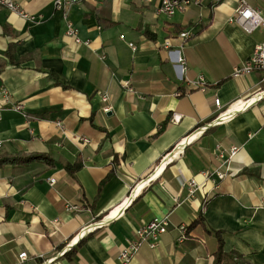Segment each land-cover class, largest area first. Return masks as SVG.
<instances>
[{
	"label": "crops",
	"instance_id": "crops-1",
	"mask_svg": "<svg viewBox=\"0 0 264 264\" xmlns=\"http://www.w3.org/2000/svg\"><path fill=\"white\" fill-rule=\"evenodd\" d=\"M11 1L35 21L0 6V90L8 94L0 96V157L44 158L0 167V264H119L135 230L166 216L157 248L142 247L129 264H213L214 232L237 262L264 264V82L260 72L230 76L264 42V29L245 34L228 23L238 0L191 5L172 18L156 15L159 0L82 2L66 19L55 0ZM246 2L264 11V0ZM69 24L86 45L66 37ZM181 32L189 33L184 71L162 48L165 40L177 48ZM199 78L205 92L187 85ZM215 99L221 111L252 104L215 125ZM216 146L238 149L221 181ZM191 180L197 190L188 197ZM131 192L120 217L97 227ZM198 217L178 242V227ZM69 242L73 250L58 256Z\"/></svg>",
	"mask_w": 264,
	"mask_h": 264
},
{
	"label": "built area",
	"instance_id": "built-area-1",
	"mask_svg": "<svg viewBox=\"0 0 264 264\" xmlns=\"http://www.w3.org/2000/svg\"><path fill=\"white\" fill-rule=\"evenodd\" d=\"M105 0H55L53 3V7L55 11L61 12L64 19L67 18L69 10L82 2H99ZM126 1V0H121ZM223 0H159V6L156 10V15H162L167 18H172L176 14L185 11L191 5H200L202 3H209L211 6L218 5L222 3ZM0 6L6 8L12 13H15L23 20L34 23L35 19L28 16L23 10L13 3L11 0H0ZM228 23L234 24L238 26L245 34H252L256 30L264 29V11L256 10L251 8L246 0H238V6L235 10L234 16L228 20ZM65 35L67 38L71 39L76 45H86V42H83L78 33L73 27L69 24L67 26ZM189 37L188 32H181L178 34V38L181 39V43L177 46V48H173L170 40H165L162 48L166 51L169 62L174 66L184 71L185 68V60L182 56V51L187 45V39ZM129 47L133 48L132 44H129ZM134 49V48H133ZM254 72H260L262 74V81L264 82V42L255 46L253 53L251 56L243 61L238 66L234 67L231 72V78L238 79L244 76H248ZM187 85L191 89L200 90L201 92H205L206 84L203 78H199L196 81H188ZM123 88L130 93H134L133 89L130 86L129 82H123ZM262 97L264 98V90L261 92ZM0 96L4 99H7L8 94L4 89L0 90ZM103 101L108 100V96L101 95ZM214 104L216 107L217 116L215 117L213 123L215 125L220 124L230 118L233 113L236 111H244L248 109L252 102L249 100L245 101L242 104H230V106L224 110H222L221 102L219 99L214 100ZM235 106V107H234ZM14 111H20V107L16 106L13 108ZM108 109H104L106 112ZM179 117L174 116L172 118V123H178ZM56 128L59 132L65 136V131L60 122L55 123ZM205 128H202L203 131ZM85 142V140H84ZM216 158L221 161L222 164L220 166L224 168L223 170H218L215 172L217 181H221L227 177V175L231 174L229 164L231 160L235 157L238 152L237 148H230L228 150H223L220 146H216L215 148ZM166 163V161H165ZM49 185L52 187L55 184V179L50 178L48 180ZM185 187L188 191V197H192L197 190V184L194 180L189 181L185 184ZM135 193L131 192L129 198L117 209V211L110 212L106 217H104L99 223H97V227H101L104 224L108 223L111 220L117 219L123 213V210L130 204L131 199L134 197ZM66 211L68 212H77L80 210L79 206L66 204ZM109 219V220H108ZM169 227L168 217H164L162 219H155L151 222L142 225L140 228L135 230L134 238L128 243L126 247H124L118 254L117 260L119 264H129L134 256L140 251L142 247H148L153 250L157 248L160 238L162 235L167 233ZM86 229L82 230L77 237L83 238L86 235ZM178 231L181 233V236L178 238V242H182L185 238L186 228L181 225L178 227ZM72 242V241H71ZM71 242L67 243L65 247L59 252L58 256H64V254L71 248ZM20 261H24L27 259V255L22 253L18 256ZM42 259V258H41ZM54 259L44 260L41 264H51Z\"/></svg>",
	"mask_w": 264,
	"mask_h": 264
},
{
	"label": "trees",
	"instance_id": "trees-1",
	"mask_svg": "<svg viewBox=\"0 0 264 264\" xmlns=\"http://www.w3.org/2000/svg\"><path fill=\"white\" fill-rule=\"evenodd\" d=\"M160 133H162V129L157 132L156 136H158ZM43 158L44 157L41 155H38V156L35 155V156L0 157V167L3 165L25 164V163H29L33 160H38V159H43ZM78 169H79L78 165H75L73 167H67V170L70 173H74ZM198 223L199 224L201 223L200 217H198L195 221H193L188 228H186L184 226L186 228V234L188 232V229L189 230L193 229ZM213 234L217 240V249H216L215 253L213 254V257H214L213 264H246L243 262H237L236 261L237 259H236V256L234 253H231V254L225 253L223 251V241L221 239L220 233L214 232ZM82 240H81V242H82ZM72 250H73V248H71L70 251L65 253L64 255L65 256L68 255Z\"/></svg>",
	"mask_w": 264,
	"mask_h": 264
}]
</instances>
